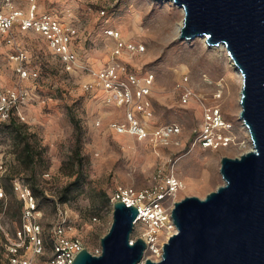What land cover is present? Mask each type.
<instances>
[{
	"label": "rangeland",
	"instance_id": "rangeland-1",
	"mask_svg": "<svg viewBox=\"0 0 264 264\" xmlns=\"http://www.w3.org/2000/svg\"><path fill=\"white\" fill-rule=\"evenodd\" d=\"M28 11L31 0H15ZM39 13H49L78 29L75 49L95 69L105 67L115 40L107 28L121 32L127 41L145 45L140 52L123 51L127 72L155 74L151 94L154 116L143 117L149 128L170 122L182 127V145L158 149L129 133H119L114 121H126V104L101 88L85 86L86 71H67L48 41L34 31L15 29L18 44L27 53V65L37 78L22 79L9 55L14 46L0 39V85L24 88L30 94L25 110L28 122L0 121V264H8L10 251L19 248L22 257L44 264L52 253L54 226L64 218L70 237L79 238L91 251L101 246L109 231L114 207L111 196L119 185L149 187L153 175L169 158L176 161V174L187 195L205 197L224 184L222 158L250 150V133L240 117L242 83L223 51L209 47L200 38L180 39L177 27L184 11L169 0H36ZM188 75L197 97L182 103L176 81ZM222 81L225 88H220ZM222 96L217 98L215 93ZM111 98V100H110ZM204 105L218 106L231 123L234 142L206 148L193 145L204 119ZM16 122V123H15ZM31 145L33 156L27 152ZM3 192V195L1 194ZM29 193L36 210L29 215ZM29 197V196H28ZM40 225L44 249L35 253L26 240L24 224ZM144 224L135 225L132 238ZM165 237L162 235V241ZM155 260L161 256L148 254Z\"/></svg>",
	"mask_w": 264,
	"mask_h": 264
},
{
	"label": "water",
	"instance_id": "water-1",
	"mask_svg": "<svg viewBox=\"0 0 264 264\" xmlns=\"http://www.w3.org/2000/svg\"><path fill=\"white\" fill-rule=\"evenodd\" d=\"M172 1L185 13L179 38L225 44L241 71L240 117L253 148L222 158L225 183L217 189L175 202L178 231L163 244L160 259L143 261V237L131 243L139 209L121 200L101 238V254L85 247L72 264H264V0Z\"/></svg>",
	"mask_w": 264,
	"mask_h": 264
},
{
	"label": "built area",
	"instance_id": "built-area-1",
	"mask_svg": "<svg viewBox=\"0 0 264 264\" xmlns=\"http://www.w3.org/2000/svg\"><path fill=\"white\" fill-rule=\"evenodd\" d=\"M15 29L41 34L67 71L71 72L77 69L86 71L90 76V79L85 83L86 87L101 88L112 95L118 104L128 106L126 121H114L111 124L117 132L129 133L139 139L148 140L158 154H160L158 149L162 147L182 145L180 124L170 122L149 128L136 113H141L143 117L154 116L151 94L156 77L151 71L143 74L127 72L121 56L124 50L133 53L143 51L145 45L127 41L119 30L107 28L105 33L112 37L115 43L108 64L100 69H95L83 61L75 49L78 29L74 25L61 22L49 13H39L36 0H31V7L27 12L18 6L15 0H0V39L2 38L5 43L14 46V51L9 55V58L13 61L14 70L22 79L37 78L38 72L28 67L27 53L18 44ZM218 86L222 89L225 88L222 81L218 82ZM175 89L179 92L181 102L184 104L189 103L193 97H197L186 74L176 81ZM214 95L219 98L222 93L218 91ZM30 99L29 92L24 88L0 85V121H10L14 117L18 122H28L25 107ZM204 109V119L199 130H196L193 145L217 148L228 146L234 142V136L230 132L231 123L225 120L220 107L204 105ZM249 138L250 144L253 145L250 136ZM176 161L177 158L174 160L169 158L165 161L153 175V183L149 187L137 189L119 185L111 196L113 207L117 201L122 200L127 205H136L139 209L135 225L139 222L144 224L140 236L147 243L143 261L150 258L147 257L149 253L161 256L159 254H162L163 244L178 231L172 217V209L175 202L180 200L178 194L184 188V183L176 174ZM1 194L3 195L2 191ZM23 194L28 200L27 211L31 215L36 210V203L29 193L25 195L23 192ZM70 227L65 218L54 226L55 236L52 241L51 257L44 264H72L77 253L86 247L79 238L67 235L66 232ZM22 234L24 237L20 246L28 240L29 243H32L35 253L42 252L44 240L40 236L38 223L30 220L25 222ZM162 235L165 237L164 243L161 242ZM133 242L132 238L131 243ZM18 251L17 246L11 249L8 264H34L33 258L22 257ZM91 252L99 255L102 248Z\"/></svg>",
	"mask_w": 264,
	"mask_h": 264
},
{
	"label": "bare ground",
	"instance_id": "bare-ground-1",
	"mask_svg": "<svg viewBox=\"0 0 264 264\" xmlns=\"http://www.w3.org/2000/svg\"><path fill=\"white\" fill-rule=\"evenodd\" d=\"M169 1H172V0H169ZM174 3V2H173ZM180 7V6H179ZM180 8H182V7H180ZM182 10L184 11V9L182 8ZM184 15H185V13H184ZM184 19V18H183ZM183 19L179 22V24H178V27H177V32L178 33H180V29H181V27H182V25H183ZM204 42H205V44L206 45H208L207 44V42H206V38L203 36V37H200ZM209 46V45H208ZM209 47H213V48H216V49H218L219 50V55H221V54H223V51L224 52H226V54H227V56H228V58H229V60H230V62H231V65L234 67V69L236 70V73H237V75L239 76V78H240V80H241V83H242V81H243V77H242V73H241V71L239 70V68L236 66V64H235V62L233 61V59L230 57V55H229V53H228V51H227V48H226V46H225V44H220L219 46H209ZM241 99V98H240ZM240 104H241V102H240ZM242 107V106H241ZM244 122V121H243ZM244 125H245V123H244ZM246 126V125H245ZM246 128H247V126H246ZM247 130H248V128H247ZM249 132V131H248ZM252 148H253V146H252ZM252 148L250 149V150H252ZM159 255H161V253L159 254Z\"/></svg>",
	"mask_w": 264,
	"mask_h": 264
},
{
	"label": "trees",
	"instance_id": "trees-1",
	"mask_svg": "<svg viewBox=\"0 0 264 264\" xmlns=\"http://www.w3.org/2000/svg\"><path fill=\"white\" fill-rule=\"evenodd\" d=\"M10 121H16V122H18V120L16 119V118H12ZM15 122V123H16ZM18 123H20V122H18ZM26 147H27V152L31 155V156H33V154H32V150H31V145L29 144V143H27V145H26Z\"/></svg>",
	"mask_w": 264,
	"mask_h": 264
}]
</instances>
